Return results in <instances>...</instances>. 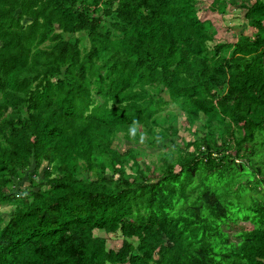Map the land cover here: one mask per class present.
<instances>
[{
    "label": "trees",
    "instance_id": "1",
    "mask_svg": "<svg viewBox=\"0 0 264 264\" xmlns=\"http://www.w3.org/2000/svg\"><path fill=\"white\" fill-rule=\"evenodd\" d=\"M202 2L0 0V264H264V0Z\"/></svg>",
    "mask_w": 264,
    "mask_h": 264
},
{
    "label": "rangeland",
    "instance_id": "2",
    "mask_svg": "<svg viewBox=\"0 0 264 264\" xmlns=\"http://www.w3.org/2000/svg\"><path fill=\"white\" fill-rule=\"evenodd\" d=\"M240 1V0H239ZM252 2L255 0H251ZM212 0H203L202 6L200 7V15L203 19H210L214 24V32H215V40L214 42H235L241 34L248 33V22L244 17L245 9L240 7L239 5L236 6H229V9L226 13H219L214 12L208 8L211 4ZM213 42V43H214ZM164 98L169 99L167 93H163ZM173 107V106H171ZM180 114L179 118V125L180 131L178 133V138L176 137L178 142H182V138H186L187 140L193 139V134L191 131L185 129L187 125L186 116L181 111H178ZM195 129V127H193ZM116 145L121 149L124 150L126 148V141L125 140H116ZM150 152H156V149L152 147H148L147 149ZM28 181L27 178H23L18 183L21 186L27 185ZM12 210V205H4L0 207V218L3 219V222L0 224L2 227L10 218V213ZM251 224L246 222L242 219H239L236 223H232L231 227L228 229L230 234L235 239L234 233L237 232L241 228H250ZM95 235L103 236L107 239V245L110 248L118 249L123 242L124 236L122 235L121 231L115 233H106L100 230H94Z\"/></svg>",
    "mask_w": 264,
    "mask_h": 264
}]
</instances>
